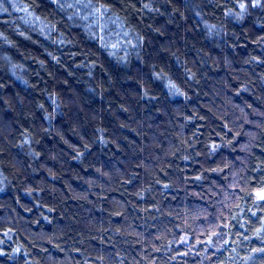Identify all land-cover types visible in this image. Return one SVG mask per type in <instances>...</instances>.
<instances>
[{"label":"clouds","instance_id":"9594fccd","mask_svg":"<svg viewBox=\"0 0 264 264\" xmlns=\"http://www.w3.org/2000/svg\"><path fill=\"white\" fill-rule=\"evenodd\" d=\"M0 264H264V0H0Z\"/></svg>","mask_w":264,"mask_h":264}]
</instances>
